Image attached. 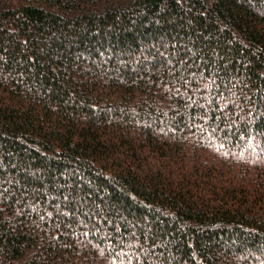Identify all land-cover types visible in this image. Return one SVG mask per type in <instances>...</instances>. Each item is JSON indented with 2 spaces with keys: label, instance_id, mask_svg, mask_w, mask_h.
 I'll return each mask as SVG.
<instances>
[{
  "label": "trees",
  "instance_id": "trees-1",
  "mask_svg": "<svg viewBox=\"0 0 264 264\" xmlns=\"http://www.w3.org/2000/svg\"><path fill=\"white\" fill-rule=\"evenodd\" d=\"M263 157L264 0H0V264H264Z\"/></svg>",
  "mask_w": 264,
  "mask_h": 264
},
{
  "label": "rangeland",
  "instance_id": "rangeland-1",
  "mask_svg": "<svg viewBox=\"0 0 264 264\" xmlns=\"http://www.w3.org/2000/svg\"><path fill=\"white\" fill-rule=\"evenodd\" d=\"M263 160H264V157H263ZM129 258H130V256H129ZM133 260V259H132ZM129 263L128 264H135V263H133L132 261L130 262L129 260H127ZM110 264H115V263H110ZM118 264V263H117ZM120 264H123V263H120Z\"/></svg>",
  "mask_w": 264,
  "mask_h": 264
}]
</instances>
